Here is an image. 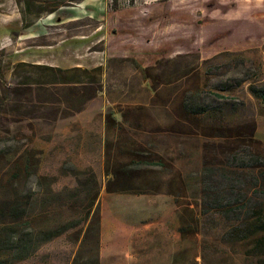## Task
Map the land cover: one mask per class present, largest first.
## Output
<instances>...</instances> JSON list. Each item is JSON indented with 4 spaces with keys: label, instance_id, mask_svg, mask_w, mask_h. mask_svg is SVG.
Instances as JSON below:
<instances>
[{
    "label": "rangeland",
    "instance_id": "374dc122",
    "mask_svg": "<svg viewBox=\"0 0 264 264\" xmlns=\"http://www.w3.org/2000/svg\"><path fill=\"white\" fill-rule=\"evenodd\" d=\"M24 1L0 0V198L20 186L26 202L37 194V227L79 224L16 264L96 252L99 264H258L245 206L264 200V168L224 154L264 158V101L250 91L264 88V0H29L39 16ZM36 65L99 71L65 78ZM184 101L212 108L192 117ZM9 149L27 152L30 169L14 168ZM207 172L219 195L245 197L240 220L209 205ZM95 193L97 251L94 237L80 249Z\"/></svg>",
    "mask_w": 264,
    "mask_h": 264
},
{
    "label": "trees",
    "instance_id": "16d2710c",
    "mask_svg": "<svg viewBox=\"0 0 264 264\" xmlns=\"http://www.w3.org/2000/svg\"><path fill=\"white\" fill-rule=\"evenodd\" d=\"M84 0H71L73 3H81ZM22 7V11L25 14L27 11L30 14H35L39 16L42 11L37 8V6L32 2L24 1ZM57 6L52 7L45 12H49L50 14L55 13L57 11ZM19 67H22L23 64H19ZM17 66V68H18ZM27 66V64H24ZM34 66V65H33ZM35 68L41 69L42 71L50 72L53 74H64L65 78H70L67 75H91L92 72H97L99 69L94 70H81L80 68H75L71 70H62L59 68L36 65ZM28 83H31L29 78H26ZM243 81L236 80L235 84L227 85L223 88V91L230 90L234 87H237L239 83ZM26 83V84H28ZM66 83V82H63ZM50 84H54L53 82ZM27 91V90H26ZM250 91L252 95L264 101V88H256L254 86L250 87ZM214 99H220L222 101L228 100L226 96H223L218 93L210 94ZM211 106L209 104H190L189 101L183 104V110L187 112L189 116L197 117L211 110ZM241 141V139H234L233 143L237 144ZM241 145L236 148H241ZM7 152V153H6ZM239 151L232 150L231 152H225L224 156L227 160H230L233 166L242 167L244 162H247L251 167V169H262L264 168V158L260 157L259 154H250L249 156L240 157L238 154ZM9 156H13L15 159L14 168L24 169L25 171L29 170L32 164V158L28 156L27 152H19L17 150H8L5 151ZM2 154V151H0ZM244 159V160H243ZM241 165V166H240ZM19 174V175H18ZM16 176H13L12 180H17L18 177L21 176L20 172L15 173ZM211 175V176H210ZM17 177V178H16ZM205 179L212 178V174L208 172L203 175ZM225 179V176H222ZM261 180L264 183V172L261 174ZM217 182V180H215ZM16 182V181H15ZM95 182V181H94ZM258 182V181H256ZM18 183V182H17ZM210 186V184H208ZM207 185V186H208ZM255 187H258L256 183ZM259 189V188H257ZM14 191L11 196L7 198H0V223L6 220L9 228L4 230L2 236L0 237V264H16L18 262L28 261L33 258L44 245L54 241L57 238H60L66 235L72 229L78 227L79 221L71 220L67 221L63 224H59L56 226H39L37 227V222L42 225L43 221L41 214H33L32 213V200L37 199V194L32 193L27 197V202L23 200L21 195L20 186L16 188H12ZM205 192L211 198V206L214 209H218L219 213L222 217L227 220H240L243 217V209L240 208V212H236V207L238 203H242L245 201V197L240 199V194L231 193L229 198H225L219 193H216V188L208 187L205 189ZM240 199V200H239ZM97 202V193L94 194L93 199L88 198L85 206L86 216L83 219V223L85 225V234L80 244V249H82L87 241L94 237L95 239V251H97L99 247V235H100V218H99V208L96 207ZM249 205V206H248ZM247 208V214L245 216V221L249 223V233L255 236L253 240L252 247L247 252L249 256L256 257L258 259V264H264V200L261 197H252L245 206ZM237 213V215H236ZM80 250H78L75 258L79 256ZM80 263V259L73 260L72 264ZM82 264H99L98 252L95 254V261L87 259Z\"/></svg>",
    "mask_w": 264,
    "mask_h": 264
},
{
    "label": "crops",
    "instance_id": "0c3cea01",
    "mask_svg": "<svg viewBox=\"0 0 264 264\" xmlns=\"http://www.w3.org/2000/svg\"><path fill=\"white\" fill-rule=\"evenodd\" d=\"M2 29H4V28H1V29H0V33H1V32H4V33H5V30H2ZM4 33H3V34H4ZM40 49H43V48H40ZM40 53L43 54L44 52L41 51ZM28 57H30V54L27 53V52L25 51V53L22 55V60H21V61H23V62L25 61V62H26V60H27ZM44 59H45V57H43V56H39V58L36 60L35 63H37V64H41V63L44 61ZM74 66H76V67H80L81 65H80V63H75Z\"/></svg>",
    "mask_w": 264,
    "mask_h": 264
}]
</instances>
